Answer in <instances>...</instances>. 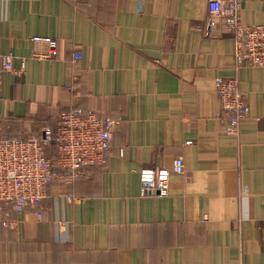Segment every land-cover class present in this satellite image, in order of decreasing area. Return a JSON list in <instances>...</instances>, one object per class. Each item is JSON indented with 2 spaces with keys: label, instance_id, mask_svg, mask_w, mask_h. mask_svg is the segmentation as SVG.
<instances>
[{
  "label": "crops",
  "instance_id": "crops-1",
  "mask_svg": "<svg viewBox=\"0 0 264 264\" xmlns=\"http://www.w3.org/2000/svg\"><path fill=\"white\" fill-rule=\"evenodd\" d=\"M240 17L264 24V0H241ZM33 35L59 57L32 58ZM0 53L21 69L1 71L0 131L40 135L69 107L120 117L105 162L55 180L40 217L7 206L0 264H264V67H236L207 0H0ZM217 77L248 105L238 135ZM177 156L168 194L142 193L140 169Z\"/></svg>",
  "mask_w": 264,
  "mask_h": 264
},
{
  "label": "built area",
  "instance_id": "built-area-1",
  "mask_svg": "<svg viewBox=\"0 0 264 264\" xmlns=\"http://www.w3.org/2000/svg\"><path fill=\"white\" fill-rule=\"evenodd\" d=\"M210 22L219 18L234 43L236 67H264V24L248 25L240 17L241 0H207ZM31 57L57 59L59 41L51 36L33 35L30 38ZM13 55L0 53L1 71L11 70ZM72 61L82 58L73 52ZM1 91V87H0ZM214 93L220 104L219 118L225 131L238 135L242 119L249 111L236 77L214 80ZM120 117L105 116L94 109L69 107L58 113L53 126L47 125L40 135L14 136L0 131V225L14 228L10 208L22 212L34 208L42 215L43 201L52 183L59 179L70 184L81 175L84 167L102 165L110 153L114 128ZM183 174L181 156L173 159L171 169L144 167L139 171L142 193L166 196L170 173ZM68 199H73L70 195Z\"/></svg>",
  "mask_w": 264,
  "mask_h": 264
}]
</instances>
